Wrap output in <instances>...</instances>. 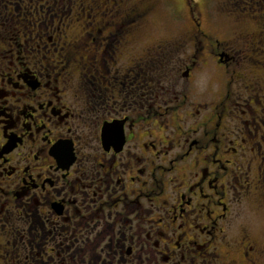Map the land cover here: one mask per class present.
<instances>
[{"label": "flooded vegetation", "instance_id": "obj_1", "mask_svg": "<svg viewBox=\"0 0 264 264\" xmlns=\"http://www.w3.org/2000/svg\"><path fill=\"white\" fill-rule=\"evenodd\" d=\"M127 1L0 0V254L12 264H261L264 246L246 229L228 236L264 143V71L197 21L189 51L150 45L154 3ZM187 8L201 20L196 3ZM258 34L237 39L252 48ZM165 52L183 57L179 76L162 78ZM213 62L226 92L209 97L192 81ZM235 81L256 93L246 109L230 95Z\"/></svg>", "mask_w": 264, "mask_h": 264}, {"label": "rangeland", "instance_id": "obj_2", "mask_svg": "<svg viewBox=\"0 0 264 264\" xmlns=\"http://www.w3.org/2000/svg\"><path fill=\"white\" fill-rule=\"evenodd\" d=\"M135 1L140 0H128L126 4L129 6ZM151 1L154 3L155 9L148 17V27L144 32L150 45L159 39L164 40L168 45H182L178 52L180 50L185 52L189 51L194 42L189 39L188 34L193 27L196 28L195 23L197 21L200 28L209 37H217L220 42L228 40L229 45L232 46V48L241 46L242 51L237 55L239 58L238 61H240L241 65L252 66L253 69L261 67L259 69L264 71V53L255 52L256 50H254L255 46L262 47L260 42H264V38H261L260 40L259 37L264 33V0H209L207 5L204 0ZM194 3L197 4L203 14L201 20L197 19L195 16H193L194 19L189 18V9L187 7L188 5L194 6ZM209 13L212 15L209 16ZM176 19L180 20V22ZM188 21H190L192 25H190ZM246 31L259 33L252 48L250 46L251 42L237 39L239 32L244 33ZM179 40L181 43L178 42ZM199 40L203 41L202 38ZM242 44H247L248 46ZM204 51H207V49ZM178 52L177 54L173 52H165L161 54L162 60L158 66L162 69H159V71L163 73L161 75L162 78H171L175 75L179 76L181 70L180 64L183 63V57H178L179 59L177 60L176 57L179 54ZM255 65L259 67H256ZM223 70L224 68L219 67L213 62L203 70L198 71L192 81L193 85H195L194 88L197 87L199 92H202V90L210 92L209 97H212L213 94L214 96L217 94L218 96L224 95L226 92V86L224 84L227 79L226 74H221ZM171 81L172 80L169 82ZM179 83L180 81L177 82L178 86H175L176 89L182 88L185 84L183 81L181 85H179ZM230 95L235 96L237 104L235 102L233 103L239 108H245L240 106V103L244 102L243 104H246L247 97L251 98L254 96L256 99L257 96H259L262 101L261 105H259L260 110H263L264 98L261 97L260 94L256 96L254 91L244 90V85L241 81L233 82ZM249 108L255 109V111L259 110L258 102L256 105L250 104ZM235 113L239 115L238 109L237 112L233 111V114ZM230 120L233 126L237 124L236 118ZM261 132L264 134V125H261L258 134H261ZM254 146L255 148L252 151V155H250L252 160L247 165H251L249 172V176L252 178V184L249 189L250 193L246 194V197L240 201H237L239 206L237 208L240 213L239 216L236 217L234 227L228 237L231 238L236 236L239 238L242 230L246 229L255 241L261 246H264V143L261 144V146ZM247 166H244L240 171V174L245 172ZM239 179V182H235L237 189H240L244 184L243 176L240 175ZM241 226L244 227L241 228ZM237 240L239 241V239ZM13 262L14 259L11 254H0V264H12ZM260 263L264 264V256L261 258ZM35 264H40V259L36 260Z\"/></svg>", "mask_w": 264, "mask_h": 264}]
</instances>
